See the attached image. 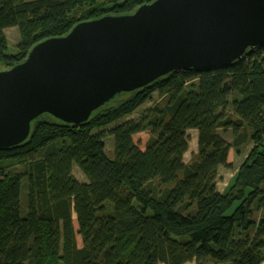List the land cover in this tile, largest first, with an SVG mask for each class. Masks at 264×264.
I'll use <instances>...</instances> for the list:
<instances>
[{
    "label": "trees",
    "instance_id": "obj_1",
    "mask_svg": "<svg viewBox=\"0 0 264 264\" xmlns=\"http://www.w3.org/2000/svg\"><path fill=\"white\" fill-rule=\"evenodd\" d=\"M153 1L0 0V70L80 22ZM12 27L19 30L16 53L4 34ZM155 92L157 103L118 123ZM189 130L198 132V151L185 163ZM220 130H231L233 144ZM144 132L150 140L142 149L134 137ZM246 143L251 150L219 192V169H232V148ZM74 165L86 183L74 177ZM188 262H264V45L242 62L173 72L122 94L79 128L43 115L26 142L0 149V264Z\"/></svg>",
    "mask_w": 264,
    "mask_h": 264
},
{
    "label": "water",
    "instance_id": "obj_2",
    "mask_svg": "<svg viewBox=\"0 0 264 264\" xmlns=\"http://www.w3.org/2000/svg\"><path fill=\"white\" fill-rule=\"evenodd\" d=\"M263 45L264 0H155L80 22L0 70V149L26 142L43 115L79 128L122 94L242 62Z\"/></svg>",
    "mask_w": 264,
    "mask_h": 264
},
{
    "label": "rangeland",
    "instance_id": "obj_3",
    "mask_svg": "<svg viewBox=\"0 0 264 264\" xmlns=\"http://www.w3.org/2000/svg\"><path fill=\"white\" fill-rule=\"evenodd\" d=\"M107 0H100V2H105ZM10 29V30H9ZM6 29L5 37L8 41L9 45V52L10 53H16L18 48L17 45L19 44V30L17 27H12ZM196 83V82H194ZM160 100V97L157 92H155L151 99H149L146 103H144L140 108H138L135 113H133L130 116L125 117L122 121L118 122L124 123L127 121L135 120L137 119L142 113H144L147 109L152 107L155 103H157ZM118 123L111 125L108 127V129H113V127H116ZM219 134L229 143L233 144V135L231 130L228 131L227 133H224L222 130L219 131ZM187 135L189 138V151L185 154L184 156V162L189 163L191 160V157L197 153L198 151V133L196 130H189L187 131ZM135 141L140 144V147L144 149L150 140V135L146 132L137 134L134 137ZM106 142V153L109 157L113 158V153H114V139L111 136H107L105 139ZM252 148L251 143H246L241 145L240 147H233L231 152H230V161L233 164L232 169H227L225 167H221L218 171V179H217V189L219 192H224L227 188V186L230 184L232 179L234 178L236 171L238 168L241 166L242 162L244 161L245 157L249 153V151ZM22 168L21 165L15 166L14 170L15 171H20ZM73 175L74 177L79 180L80 182H87L86 177L82 174V172L79 170L77 165H74L73 167ZM26 185L23 184L22 186V200H23V205H22V213L23 215L26 214V201H27V193H26ZM74 218L76 219V216L74 215ZM76 226V223H75ZM77 228V226H76Z\"/></svg>",
    "mask_w": 264,
    "mask_h": 264
},
{
    "label": "crops",
    "instance_id": "obj_4",
    "mask_svg": "<svg viewBox=\"0 0 264 264\" xmlns=\"http://www.w3.org/2000/svg\"><path fill=\"white\" fill-rule=\"evenodd\" d=\"M10 30V29H9ZM6 32V30L4 31V33ZM18 43H19V41H18ZM197 131V130H196ZM198 133V132H197ZM186 264H195V262H188V263H186ZM263 264H264V262H263Z\"/></svg>",
    "mask_w": 264,
    "mask_h": 264
}]
</instances>
